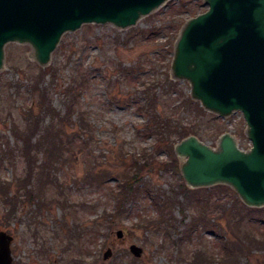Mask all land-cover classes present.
<instances>
[{"label":"rangeland","instance_id":"rangeland-1","mask_svg":"<svg viewBox=\"0 0 264 264\" xmlns=\"http://www.w3.org/2000/svg\"><path fill=\"white\" fill-rule=\"evenodd\" d=\"M207 7L204 0H168L150 14L141 17L132 27L121 29L110 23L83 24L77 30L62 35L51 54L50 61L45 66H40L35 61L30 45L16 42L6 44L0 81L10 83L11 88L8 93H2L0 90V130L4 131L13 146L12 136L8 130L10 121L8 109L15 112L24 105H31L35 111L37 110V100L29 90L28 77L31 78V72H36L39 67L59 71L54 79L45 76L43 85L50 92L53 105L62 110L63 101L60 91L62 86L70 81L73 63L79 60L91 72L88 89L81 99V105L93 128L91 149L102 165L113 169L107 187H112L116 183L114 174L123 168L121 163L138 155L141 149L147 148L154 157L156 155L157 162L152 168L144 169V179L163 189L162 191L170 192V189H174L175 192L180 191L176 185L181 181L185 184V181L179 166L174 168L164 165L170 160L166 146L154 142L152 137L145 135L144 132H137L145 118L138 113L136 104L124 102L122 99L142 89V83L150 85L153 82L156 84L157 97L161 93H166L171 100L182 101L184 98L182 101L184 102L188 96L195 101L190 95L189 82L175 79L171 74L170 65L181 25L188 18L204 12ZM151 28L158 32L155 31L154 40L132 38L127 42L132 33L140 34ZM119 61L124 62L125 67H134V71H138L132 84L127 83L124 77L116 75L118 70H115L113 65ZM113 83L116 84L114 87H112ZM131 100L136 101V98L133 97ZM203 110L192 113L189 108H179L181 124L187 128L194 125L199 129V135L190 134L216 147L219 136L223 132H230L239 147L247 150L251 143L247 138L246 124L240 112L222 118L204 108ZM16 117L17 115L14 114V118ZM14 158L11 167L8 165L0 167L1 178L12 179L15 175L24 174L22 159L18 155H14ZM177 159L179 163L183 161ZM82 175L83 162L80 154L75 157L71 165L59 170L58 176L61 177L63 186L57 187L54 192L56 195L60 194L57 196L61 201L66 200L65 208L58 205L57 200L54 199L48 208L38 212L35 204L24 203L23 198H19L15 213L9 218H3L6 211L0 205V230L13 237L10 244L13 262L75 264L74 260H77L82 264H188L191 255L197 249H204L215 255L221 250L218 236L204 229L201 224L192 230L189 236H184L185 233H189L191 218L195 214L196 199L188 204L183 196H179L177 199L179 205L172 209L176 231H170L167 237L162 227L144 226L145 221L157 217L156 208L149 195L129 202L124 213L111 217L114 204L107 194L109 189H93L77 182L76 178ZM14 189L12 187V190ZM195 195H198L197 199H202L206 207L210 203L207 207L210 210L209 215L214 216L217 225L221 226L222 241L228 242L234 239L232 234L234 232L238 235L236 226L256 236L264 233V206L248 207L240 200L242 203L237 205L236 215L214 214L211 209L215 196L210 202L206 189ZM225 201L229 205L230 200L225 199ZM75 224L81 228L86 226L89 230H94V236L87 238L82 235L79 241L69 240L64 228L66 226L72 228ZM93 225L95 227H92ZM119 229L123 231L121 238L116 236V231ZM34 233H37L36 237ZM180 236L184 238L178 244L175 241ZM41 244L44 254L40 251ZM131 244L142 247L141 256L135 257L130 252ZM246 245L251 250L247 255L239 256L238 264H264V249L258 248V244ZM108 248L111 249V255L104 259L103 253ZM207 264L222 263L215 261Z\"/></svg>","mask_w":264,"mask_h":264},{"label":"water","instance_id":"water-1","mask_svg":"<svg viewBox=\"0 0 264 264\" xmlns=\"http://www.w3.org/2000/svg\"><path fill=\"white\" fill-rule=\"evenodd\" d=\"M168 0H0V71L5 45L28 44L40 66L62 35L87 23L128 28ZM208 9L188 18L174 44L171 74L188 81L191 97L219 117L243 114L251 147L223 132L216 147L190 134L174 145L190 188L224 184L249 207L264 206V0H204ZM123 237L121 229L116 231ZM13 237L0 230V264H12ZM130 252L141 256L142 247ZM111 249L103 253L106 259Z\"/></svg>","mask_w":264,"mask_h":264},{"label":"trees","instance_id":"trees-1","mask_svg":"<svg viewBox=\"0 0 264 264\" xmlns=\"http://www.w3.org/2000/svg\"><path fill=\"white\" fill-rule=\"evenodd\" d=\"M155 31L151 28L140 34L134 32L131 34V38L127 39V42H130L132 38L145 41L154 40ZM156 33L158 32L156 31ZM72 67L70 81L63 85L60 91L63 101L62 110L53 105L50 92L43 85L45 76L54 79L59 71L56 69L47 70V68L42 67H39L36 72H31V78L28 77L29 90L37 100V110L35 111L31 105H24L15 112L8 109L7 114L10 119L8 130L14 145L12 146L11 141L6 138L4 131L0 130V167L3 165L11 167V162L15 159L14 155H18L23 161L24 174L15 175L12 179L0 177V205L6 211L3 218H9L15 213L19 198H23L24 203L35 204L38 212L48 208L54 199L57 200L58 205L65 208L66 200L61 201L58 197L60 194L57 196L54 192L57 187L63 186L58 172L64 166L71 165L75 157L80 154L83 162V175L76 178V181L93 189H109L107 194L114 204L111 217L124 213L129 202L149 195L156 208L157 217L145 221L144 226L162 227L165 236L169 237L170 231H176L172 209L179 205L177 201L179 196H183L188 204L193 203L195 199L197 200L195 202V214L191 218L188 229L189 233H185L184 236H189L192 230L201 224L204 229L218 236V244L221 250L218 256L215 253H208L204 249H197L191 255L188 264H207L215 261L222 264H238L239 256H245L251 250L246 244H258V248L264 249L263 232L260 236H256L246 230L242 231L238 226H236L238 235H235V232L232 233L234 239L228 242L222 241V228L217 225L215 217L209 215L210 210L207 207L210 206V203L206 207L202 199H197L198 195H195L197 192L206 189L207 198L210 202L211 198L215 196L211 212L236 215L238 213L237 205L241 201L229 186L215 185L210 188L190 189L181 181L176 185L180 191L175 192L174 189H170V192H167L145 180L143 177L144 169L152 168L157 162L156 155L154 157L147 148L141 149L142 151H139L138 155H134L128 161L121 163L123 168L114 174L116 183L112 187H107L106 184L112 176L113 169L102 165L98 156L91 149L90 141L93 140V128L85 109L81 105V99L88 89L91 72L79 60H75ZM113 68L118 70L116 75L124 77L129 84H132L138 75V71H134V67H125L124 62L121 61L114 63ZM115 85L113 83L112 87ZM141 86L142 89L133 94H128L126 99L122 100L136 104L138 113L145 118L137 132H144L145 135L151 136L154 142L166 146L170 160L164 165L178 168L179 161L173 151L174 144L190 133L200 134L196 126L191 125L190 128H187L181 124L182 118L179 115V108H189L192 113H199L204 110L199 102L192 101L188 96L184 102H182L184 98L182 101L171 100L166 93H161L157 97L156 84L153 82L150 85L142 83ZM10 88V83L0 81L2 93H8ZM136 94L137 96H135ZM133 97L136 98V101L131 100ZM14 114L17 115L16 118H14ZM46 118H48L47 121ZM12 187L15 189L12 190ZM217 194L219 195L217 196ZM225 199L230 200L229 205ZM80 228L77 224L72 228L69 226L64 228L69 240L79 241L82 235L92 238L95 234L94 230H89L86 226ZM74 231H76L75 234ZM36 234L33 235L36 237ZM181 236L175 241L176 243L179 244L183 241L184 237ZM40 251L44 254L42 244ZM74 263L82 264L77 260H74Z\"/></svg>","mask_w":264,"mask_h":264},{"label":"flooded vegetation","instance_id":"flooded-vegetation-1","mask_svg":"<svg viewBox=\"0 0 264 264\" xmlns=\"http://www.w3.org/2000/svg\"><path fill=\"white\" fill-rule=\"evenodd\" d=\"M14 264V263H13Z\"/></svg>","mask_w":264,"mask_h":264}]
</instances>
